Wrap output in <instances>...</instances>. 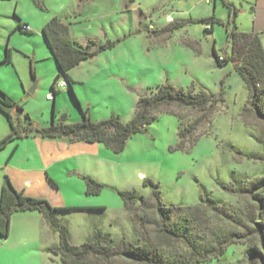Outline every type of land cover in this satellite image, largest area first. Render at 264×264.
Returning a JSON list of instances; mask_svg holds the SVG:
<instances>
[{
  "label": "rangeland",
  "instance_id": "obj_1",
  "mask_svg": "<svg viewBox=\"0 0 264 264\" xmlns=\"http://www.w3.org/2000/svg\"><path fill=\"white\" fill-rule=\"evenodd\" d=\"M227 1L236 5V14L229 15L223 0H134L129 5L128 0L1 1L0 89L22 108L15 115L21 125L27 123L25 114L38 127L60 122L61 118L66 123L75 122L82 118L80 108L94 121L115 115L127 122L134 115L138 97L163 83L184 89L193 86L219 98L210 121L200 125L197 136L184 149L176 148L180 120L169 110L182 114L184 125L199 112L172 105L160 111L144 131L129 138L122 152L114 153L101 143L83 142L84 153L80 151L56 164L52 173L59 188L50 198L54 202L43 198L56 207L79 208L58 212L72 243H82L95 228L109 232L115 240L143 242L147 236L154 239L153 224L141 223L139 202L133 210H127L117 192L134 189L140 195L151 196L153 188L143 185L144 177L158 183L165 205H194L204 190L214 198L241 207L250 204L249 195H233L218 182L229 183L233 176H264V163L246 157L253 152L264 154V145L256 141L264 121L244 110L249 100L246 84L232 61L217 64L213 48L217 55L230 54L227 28L234 22L240 31L259 29L256 33L264 47V0ZM252 5L258 9L257 21ZM54 16L66 21L79 41H110L114 46L73 67L69 71L71 88L60 87L54 99H48L59 70L41 30ZM210 16L223 23L188 22L169 29L181 20ZM18 23H27L30 32L17 29ZM6 49L8 61H4ZM34 80L37 84L31 93ZM61 80L65 81L63 76L57 82ZM0 118V130H10L6 116ZM10 153L11 150L6 158ZM80 174L105 184L102 191L87 195ZM2 175L8 176L4 172ZM147 213L151 218L157 217L154 209H147ZM34 214L39 213L12 215L8 236L5 240L0 237V264H63L59 256L45 248L54 241L58 243V233L48 222L42 226L40 220L32 217L37 216ZM246 239L245 243L230 244L219 260L205 264H232L239 260L249 243L257 244L255 235ZM115 263L138 264L126 258H117Z\"/></svg>",
  "mask_w": 264,
  "mask_h": 264
},
{
  "label": "trees",
  "instance_id": "obj_2",
  "mask_svg": "<svg viewBox=\"0 0 264 264\" xmlns=\"http://www.w3.org/2000/svg\"><path fill=\"white\" fill-rule=\"evenodd\" d=\"M134 0H128V5ZM229 7V15L236 9L232 2L223 0ZM188 22L223 23L214 16L198 19L181 20L173 23L169 29H176ZM26 24H17V29L28 31ZM207 29V28H206ZM227 38L231 46L229 55H213L218 65L232 61L235 71L241 76L249 91L248 104L244 110L252 111L264 121V47L256 32H244L234 22L227 28ZM49 49L55 58L59 73L51 84V92L57 93L55 85L63 76L70 87L72 79L69 71L82 60L93 58L100 51L114 46L107 41L98 44L93 39L79 41L71 33L69 24L58 16L52 17L41 30ZM9 60V49H6L5 60ZM32 77L34 72L31 71ZM71 88V87H70ZM0 111L7 117L10 132L1 139L0 148L14 138L22 135L38 134L41 137H65L70 142L101 143L114 153L122 152L129 138L135 133L144 131L164 108L175 105L188 108L199 114L184 125V116L173 110L179 120V143L176 148L184 149L197 136L196 131L203 122H209L219 101L215 95L203 89L196 90L175 87L169 83L156 86L150 93L138 97L132 118L123 122L119 117H110L98 121L92 120L87 112L80 108L82 118L75 122L52 121L46 127H38L25 114L27 123L21 125L16 118V110L22 108L7 94L0 91ZM13 110V111H12ZM167 111V110H166ZM15 114V115H13ZM264 145V129L256 137ZM241 153L240 150H236ZM249 159L264 163V154L253 152L246 154ZM85 182L87 195L99 194L105 184L88 174H80ZM221 187L233 195H249L250 204L243 207L214 198L207 191L199 196L194 205H165L161 202L158 183L144 177L143 185L152 186L149 197L138 194L134 189H118L117 192L127 210H133L138 203L142 211L140 220L143 225L153 224L155 238L139 242L121 238L115 240L109 232L95 228L82 243L70 241L68 227L61 223L58 212L76 210L77 207H56L43 197L31 196L16 189L5 175L0 191V236L6 237L10 230V219L14 213L36 211L58 233L57 244L50 245L46 251L59 256L63 264H116L117 258H126L138 264H205L213 259H220L230 244L245 243L246 236L255 235L256 243H249L244 256L232 264H264V176L243 179L233 176L229 183L218 182ZM147 209H154L156 218H151Z\"/></svg>",
  "mask_w": 264,
  "mask_h": 264
},
{
  "label": "crops",
  "instance_id": "obj_3",
  "mask_svg": "<svg viewBox=\"0 0 264 264\" xmlns=\"http://www.w3.org/2000/svg\"><path fill=\"white\" fill-rule=\"evenodd\" d=\"M1 1L2 0H0V7L3 6ZM232 4L238 12L236 5L233 2ZM251 8L255 11V21H257L258 9L253 5ZM257 28H259V26ZM256 30L259 31V29H255L254 31L256 32ZM28 32L30 31L28 30ZM1 115H4L2 111H0V117ZM10 130L6 132L0 130V141ZM82 143L83 142H70L68 139L62 137L42 138L38 137V134L22 135L21 137L12 139L6 143L5 146L0 148V191L4 183L5 175H2L4 172L8 174L11 183L16 189L23 191L27 195L48 198L53 203L54 201L50 198L55 189L59 188V185L55 181L56 177L52 173L53 168L56 164L61 162L64 163L68 158L75 157L80 151L84 153L85 151L83 150H86V146ZM98 149H100L99 146ZM10 150L11 153L6 158V154L10 152ZM34 215L37 216L32 217L36 220H40L42 226L48 224L40 213ZM11 225L12 216L10 219V230L12 228ZM35 236L36 234L34 232L33 236L30 238L31 242L35 239ZM5 238L2 237L4 240ZM26 239L27 237L23 238V240ZM54 242L55 243L50 245L57 244L56 241ZM25 245L28 246L29 242H26ZM50 245H46L45 248Z\"/></svg>",
  "mask_w": 264,
  "mask_h": 264
},
{
  "label": "built area",
  "instance_id": "obj_4",
  "mask_svg": "<svg viewBox=\"0 0 264 264\" xmlns=\"http://www.w3.org/2000/svg\"><path fill=\"white\" fill-rule=\"evenodd\" d=\"M167 19H168L169 21H172V18H171L169 15L167 16ZM24 28H25L26 30H30L28 25L24 26ZM221 58H222V56H220V59H221ZM65 85H67V83H66L65 81L61 80L59 83H58V82L56 83V85H55V90H58L60 87H63V86H65ZM52 97H53V93H52V92H50V93L47 94V98H48V99H50V98H52Z\"/></svg>",
  "mask_w": 264,
  "mask_h": 264
},
{
  "label": "water",
  "instance_id": "obj_5",
  "mask_svg": "<svg viewBox=\"0 0 264 264\" xmlns=\"http://www.w3.org/2000/svg\"><path fill=\"white\" fill-rule=\"evenodd\" d=\"M36 84H37V82H36V80H34L32 86H31L30 89H29V91H30L31 93L34 92V90H35V88H36ZM60 120H61V122H63V121L65 120V118H61ZM3 238H5V237H3Z\"/></svg>",
  "mask_w": 264,
  "mask_h": 264
}]
</instances>
